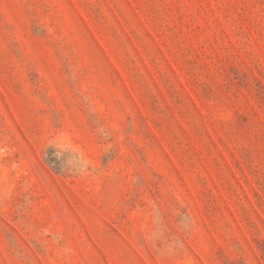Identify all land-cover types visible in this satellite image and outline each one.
<instances>
[{
  "label": "rangeland",
  "instance_id": "374dc122",
  "mask_svg": "<svg viewBox=\"0 0 264 264\" xmlns=\"http://www.w3.org/2000/svg\"><path fill=\"white\" fill-rule=\"evenodd\" d=\"M0 264H264V0H0Z\"/></svg>",
  "mask_w": 264,
  "mask_h": 264
}]
</instances>
